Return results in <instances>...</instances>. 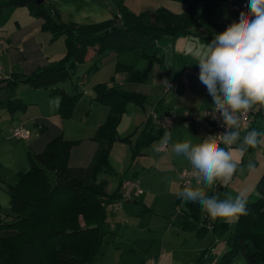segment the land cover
I'll use <instances>...</instances> for the list:
<instances>
[{
	"label": "crops",
	"instance_id": "0c3cea01",
	"mask_svg": "<svg viewBox=\"0 0 264 264\" xmlns=\"http://www.w3.org/2000/svg\"><path fill=\"white\" fill-rule=\"evenodd\" d=\"M49 1L55 3L59 0ZM112 1L115 7L117 4L122 3L128 8L124 0ZM150 1L153 10H145L149 13L159 7H164L178 14L183 12L186 7L185 3L179 0ZM3 9L4 6L0 4V39L4 38L7 41L6 47L0 46V168L9 167L13 169L14 176H17L14 183L6 182V180L0 177V190H5L7 185L15 184L18 174L29 169L30 162L27 166L24 163L25 155L27 154L28 156V152H41L48 141L59 134L65 139L78 140L70 149L68 165L71 167L87 166L97 148V143L92 138L93 134L97 125L105 119L109 111L108 105L100 103L97 100H89L91 90L87 88L82 93V98L87 99V101L89 100L90 115L84 122L74 124L66 129L65 120L58 118V107L50 104V101L55 100L57 96L52 95L48 88H33L24 82H18L14 89V94L11 96L6 82L12 80L13 75H28L34 69L55 61L57 56L63 53L64 46L63 42L59 41L61 39L52 40L50 39V34L38 32V28L43 22V19L40 18L35 19L28 27L22 28L20 24L16 23L18 29H7L8 25L6 23L8 21L5 15L4 19H2ZM229 21L230 23L234 21L230 12ZM196 23L201 24L200 22ZM208 27L210 28L209 25L201 24L200 29L202 30V34H200V37L211 39L210 42H207L209 44L218 32L210 30V33L207 34L206 28ZM191 32L192 28L188 34H191ZM187 41L188 37L186 35L165 40L161 48L164 53L163 61L161 63L151 62L163 72L161 79H154L141 70L143 73L141 81H128L125 72L116 71L115 65H112V69L110 70L112 78L107 82L105 81L109 85L115 84L121 86L127 91L139 92L145 95L146 99L142 105L133 102L126 104L117 130L121 137H127L128 140L116 141L110 148L108 158L114 174L100 173L97 179H104L106 181V192L112 193L117 189L119 192V182L121 179L135 177L139 181V186L143 181L141 187L144 189V192L122 201V207L120 206L115 210H109L105 204V218L102 225L104 232L92 264H112L110 259H115L117 255L120 258L123 255L133 257L138 252L141 253V256L137 258L145 263V258H147L151 244L154 242H149V247H147V251L145 252L147 254L144 255L142 249L135 243L137 237L140 238L142 235V225L143 227L155 226L156 229L160 230L159 234L161 235L158 243H156L157 251L148 256L149 264H155V258L158 259L157 264H161L163 261L167 264L169 262L182 264L188 255H194L195 264H201L202 262L203 264H208V260L202 255L203 251L209 245L213 246L216 240L221 239L224 242L223 236L214 230L213 224L223 222L231 226L237 220V218L231 220H211L207 212L204 213L198 203L196 204L200 206L199 214L195 218L189 210L186 201L181 200L177 196L179 192L178 188H173L174 183L175 186H181L177 172L179 169L187 166L189 162L183 156H177L172 151L171 144L186 140L191 141L193 144L203 141L197 131L196 124L193 121H187L183 112L185 110L192 111L193 109H202L213 105L212 97L208 94L206 86L200 82L199 78H192L187 84L183 83L180 79L186 67L198 66L197 62L200 52L196 53L194 46L192 50H186ZM94 52L93 47H88L85 56L87 62L93 58ZM115 55V52H108L104 59L114 60ZM81 65L77 69L75 78L72 79L78 88L80 86L84 87L85 83L89 81L88 75L84 72L85 69H82V76H78ZM152 68L155 72L158 70L155 67ZM12 97L16 98V101L11 104L7 103V99H11ZM58 98L60 97L58 96ZM258 109L259 106L252 110L251 127L249 130L256 129L259 131L258 129H260L264 131V127H260L262 121L259 119L261 115L258 114ZM153 110L156 111L158 116L175 110L173 125L167 128L160 127L151 116ZM18 125H22L28 131L27 137L17 138L12 136V129ZM165 131L171 133L172 141L165 150L156 152L153 150L152 145L154 142L160 140ZM144 132L149 138L139 148V154L133 157L132 146ZM244 135V131H241V138ZM237 146L233 145L232 147L236 148ZM249 153L252 155V151ZM239 155V152L233 151L234 160L238 161ZM258 156L259 153L256 158H253L255 168H257ZM262 169H264V163H262L260 169L253 170L252 190H244V181L240 180L234 188H228V185L221 186L216 183L214 187L210 189L206 188V193L208 196H216L222 192L227 197L232 194L233 190H237L236 195L244 194L246 202H248L250 201L249 195L255 190V185ZM236 173L232 181H235ZM162 174L165 175V178ZM167 176L169 181L166 180ZM154 177H157V179H154ZM113 180L114 183H111ZM111 184L112 187L108 188ZM157 184H161L162 187L166 188L167 192L170 191L173 194V204L178 201L182 202L179 204V208H176L179 211L174 218L178 222L183 223L181 229L173 228V223L167 224L165 227L161 226V223L158 222L152 224L153 218L151 217L143 220V216L157 213V200L162 193L155 190ZM190 186L199 187L200 184L193 183ZM107 211H109L108 214ZM6 215V219H10L14 214L7 213ZM191 220H194L196 223L190 222ZM198 223L201 224L199 225ZM192 229L194 231L191 232ZM193 232H195L196 237L193 235ZM208 236L213 240L205 242V238ZM213 247V254L217 257H220L227 249L225 242L222 254H216L215 246ZM161 253H164V256L159 257ZM120 263L123 264V262ZM232 264L248 263L242 253L239 252Z\"/></svg>",
	"mask_w": 264,
	"mask_h": 264
},
{
	"label": "trees",
	"instance_id": "16d2710c",
	"mask_svg": "<svg viewBox=\"0 0 264 264\" xmlns=\"http://www.w3.org/2000/svg\"><path fill=\"white\" fill-rule=\"evenodd\" d=\"M179 1L186 5L179 14L164 7L151 13H135L119 3L106 20L77 25L54 20L42 7L43 1L9 0L27 6L34 15H41L42 28L50 30L53 37L64 35L66 45L61 60L38 67L28 75H13L6 82L10 95L14 94L18 82L33 88H48L60 97V116L70 117L81 93H69L57 84L66 77L71 78L90 46L101 54L115 52L116 71L125 72L128 81H141L143 73L137 66L138 61L161 63L164 58L161 48L167 38L186 35L195 22L212 24L213 6L218 0ZM199 8L201 11L197 14ZM229 24L228 20L215 31L220 33ZM73 86L76 88V83ZM92 99L108 105L109 111L93 134L97 148L90 163L85 167L69 166L70 149L78 140L65 139L59 134L41 152H28L29 169L18 174L15 184L5 187L14 215L0 219V264L93 263L104 232L105 204L119 197L118 189L107 193L106 181L98 180L97 176L114 174L108 158L110 148L116 141L128 140L118 134L120 117L128 102L142 105L146 97L115 84L98 83ZM15 101L13 97L7 99L9 104ZM258 114L264 115V108H259ZM148 138L144 132L136 140L132 146L133 157L139 154V148ZM48 170L54 174L52 182ZM255 190L257 195L246 204L247 215L239 216L234 227L228 228L223 222L213 224L227 245L218 264H232L239 252L248 264H264V172ZM186 204L197 218L200 206ZM254 210L256 213H250ZM250 215L256 217V227L246 223Z\"/></svg>",
	"mask_w": 264,
	"mask_h": 264
},
{
	"label": "clouds",
	"instance_id": "9594fccd",
	"mask_svg": "<svg viewBox=\"0 0 264 264\" xmlns=\"http://www.w3.org/2000/svg\"><path fill=\"white\" fill-rule=\"evenodd\" d=\"M247 8L248 12L242 11L238 21L230 23L202 47L197 62L199 80L212 97L213 111L219 113L226 131L197 144L187 140L171 144L172 151L187 159L191 175L203 185L185 186L177 196L186 202L198 203L214 220L247 215L244 194L228 195L221 200L208 196L205 189L214 187L217 181L223 185L231 182L240 167L233 159V151L243 156L249 147L264 143V133L256 129L247 131L241 138L240 117L257 106L264 108V0H248ZM59 103L58 97L50 101L56 107ZM171 141V133L165 131L152 148L160 152ZM247 168L251 171L254 165L250 162Z\"/></svg>",
	"mask_w": 264,
	"mask_h": 264
},
{
	"label": "rangeland",
	"instance_id": "374dc122",
	"mask_svg": "<svg viewBox=\"0 0 264 264\" xmlns=\"http://www.w3.org/2000/svg\"><path fill=\"white\" fill-rule=\"evenodd\" d=\"M153 1V0H152ZM157 1V0H155ZM154 1V2H155ZM150 0H124V3L128 6V8H130L129 10H133L134 12H146L145 10H151L152 9V4H150ZM0 4H2V6H4V11H3V15H2V19H4V15L7 19V29L11 28L12 29H18L16 23L20 24L22 28L24 27H28L31 25V23L37 19L40 18L42 19L41 15H34L30 12V10L28 9L27 6H22V5H18V4H13L10 3L9 0H0ZM42 7L45 10H48V12L50 13V15L52 16V18L56 21H64V22H68V23H72V24H77V25H86V24H90V23H94V22H99V21H103L106 20L107 18L111 17V15L113 14V12H115L117 9L115 7V4L112 0H59L56 1L55 3L50 2L49 0H44L42 2ZM153 10V9H152ZM201 11V9L199 8L196 12L197 14ZM179 14V13H178ZM229 20V11L228 8L226 6L225 0H218L214 6H213V11H212V24L210 25V28H206L207 34H209L210 30H215L216 27L220 26L221 24L227 22ZM201 24L198 23H194L191 28H192V32L191 34H186V37H188V41L186 43V50L196 49V53L201 52L202 47L205 44H208L207 42H210L211 39H204L201 38L200 34H202V30L200 29ZM209 29V30H208ZM38 32L39 33H47L50 34V39L52 40H56V39H61L59 41L63 42V46H64V51L63 53H61L60 55L57 56V58L55 59V61H59L61 60V58H63V56L65 55L66 52V45H65V36L64 35H59L57 37H53L52 33L50 30L47 29H43L42 28V23L40 24L39 28H38ZM56 46V44H54ZM92 47V46H90ZM94 48V53L95 55L93 56L92 59H89L88 62L85 60V56L84 59L82 61L79 62L78 67L81 65V70L78 73V76L81 77L82 75V69L86 72V74L88 75V83H85V86H80L79 88L76 87L74 88V83L72 81L73 78H75L76 76V72L74 74H72L71 78L66 77L62 80H60L57 84V86L63 88L65 91L67 92H79L81 93L79 99L77 100L73 112L71 114L70 117L68 118H62L60 116V114L58 113V108H57V114H58V118L61 120H65L66 123V129H68L70 126L77 124V123H82L84 122L88 116L90 115V109L88 107V101L93 100L92 97L94 95V87L95 85H97L98 83H105V81L107 82L109 79H111L112 77V73H111V69H112V65L114 66L116 63V55L114 60L112 59H107L105 60L104 57L106 56V54H101L98 53ZM88 50V48H87ZM113 52V51H110ZM87 53V52H86ZM193 54V53H191ZM109 61H113V62H109ZM53 62V61H52ZM87 62V63H86ZM137 66L139 67L140 70H142L143 72L147 73L150 75V77L156 79L159 78L161 79V76L163 77V72H161L158 68H156L157 66H155V64H152L151 62H146V61H138ZM152 67L156 68V72L155 70H153ZM157 73V74H156ZM87 88H90L91 93H90V99L87 101V99L82 98V93L85 92V90ZM50 91V90H49ZM55 96H59L58 94H52ZM261 122L260 127H264V115H261L259 117ZM259 123V122H258ZM68 127V128H67ZM259 128V127H258ZM259 132L264 133V131H261L260 129H258ZM247 131H250L249 129H247L246 131H244V134L247 133ZM238 147V146H237ZM250 151H252V155L249 153ZM258 160H257V168H253L254 171H256V169H260L262 166V163H264V143H262L261 145H259L256 148H248L247 152H245L243 154V156H241V154L239 155V160L237 161L240 165V167L237 170L236 173V178L235 181H232L227 184L228 188H234V186H236V184L240 181L243 180L244 181V190H252L253 189V173L254 171L252 170L249 171V169L247 168V165L251 162L253 164V158H256V156L258 155ZM25 166H27V164H29V159L27 154L25 155ZM254 165V164H253ZM13 169L7 167V168H0V177H2L4 180H6V182L9 183H14L16 180V176H14V172L12 171ZM258 172V171H257ZM262 172H264V169H262ZM261 172V174H262ZM48 174V178L49 180L52 182L53 178H54V174L52 171L48 170L47 171ZM142 174V173H141ZM260 174V175H261ZM162 176L165 178V175L162 174ZM260 177V176H258ZM154 179H157V177H154ZM145 180V179H144ZM166 180L169 181L168 176L166 177ZM173 180V179H172ZM258 180V179H257ZM1 181V180H0ZM157 183L158 180H156ZM111 183H114L111 181ZM143 184V181L140 184V188L142 190V192H144V189L141 187ZM174 187L173 188H178L179 191H181L183 189L182 186L180 185H176L175 183L173 184ZM155 186V185H154ZM7 187V186H6ZM112 187V184L108 186V188ZM199 187H203L202 184H200ZM155 190L157 191H161V195H159V199L157 200V206L156 208L157 213L156 214H147L145 216H143V220L148 219V217L153 218V222L152 224H156V222L161 223V226L165 227L167 224H172L173 228H182L183 223L182 222H178L177 220H175V215L176 213H178L179 210L176 209L175 206L179 205L180 203H182L181 201H178L176 203H172L173 202V197H172V193H170V191L167 192L165 187H162L161 184H157L155 186ZM242 190V189H241ZM206 191V189H205ZM238 191L237 190H233L231 196H236V193ZM257 195V192L254 190L252 193H250L249 195V199L253 200L255 198V196ZM219 199L223 200L227 197H225L223 195L222 192H220L219 194L216 195ZM182 200V199H181ZM123 205V203H122ZM122 207V206H121ZM121 209V208H120ZM255 212H250V213H256V210H254ZM205 213V211H203ZM7 213L11 214L12 212V208L10 206V202H9V196L7 194V192L5 190H0V216L2 217L1 219H6L7 218ZM109 213V211H107V214ZM163 214V215H162ZM147 217V218H145ZM209 217V215H208ZM210 218V217H209ZM211 220H214L212 218H210ZM256 217L254 216H249V219H247L246 223L248 222L249 226H253L256 227ZM190 222L192 223H196L194 220H191ZM199 225L201 223H198ZM228 228H232L235 226L236 222L233 223V225L229 226L228 223H225ZM255 224V225H253ZM198 225V226H199ZM252 227V228H253ZM151 228V229H150ZM142 235L140 238L137 237V240L135 241V243L142 249L143 254H147L145 253L147 251V247H149V242L153 241L154 243L151 244V248L149 250V253L147 255V258H145V263L141 260H139V256H141V253L138 252L137 255H133L132 256H121L122 258L119 257V255L116 256L115 259L111 260L112 264H121L120 262H123V264H149V254H153L155 253L156 250V243H158V240L161 238V235L159 234V229H156L155 226H148V227H143L142 225ZM194 231V229L191 230V232ZM195 232H193V235ZM196 237V236H195ZM211 237H207L205 238V242H209L210 240H213ZM155 241H154V240ZM155 244V245H154ZM210 246V245H209ZM208 246V247H209ZM215 246V252L216 254H222L223 252V246H224V242L220 239V240H216L214 241V245ZM216 256V255H214ZM136 257V258H134ZM217 257V256H216ZM155 264H157L158 259L155 258ZM195 257L194 255H188L185 259L184 262L182 264H195ZM206 259V258H205ZM218 259L219 257H217V263L218 264ZM161 264H167L165 261H163ZM168 264H177V263H171L169 262ZM203 264V262L201 263ZM207 264V263H205Z\"/></svg>",
	"mask_w": 264,
	"mask_h": 264
},
{
	"label": "built area",
	"instance_id": "2783aa9c",
	"mask_svg": "<svg viewBox=\"0 0 264 264\" xmlns=\"http://www.w3.org/2000/svg\"><path fill=\"white\" fill-rule=\"evenodd\" d=\"M226 6L231 13L234 21L239 20L240 13L248 12L247 4L248 0H225ZM0 46L6 47L7 41L4 38L0 39ZM199 78V66L197 67H186L184 72L181 74L180 79L183 83L187 84L190 79ZM168 85H170L168 83ZM214 105L205 107L202 109L185 110L184 116L187 121H193L197 126V131L202 137V140L211 135H218L224 133L226 128L223 125L222 118L219 116L218 112H214ZM174 113L175 110H171L158 116L156 111L151 112L152 118L157 122L160 127L167 128L171 127L174 123ZM251 114L252 111L243 114L240 117L241 120V131H246L251 127ZM216 117L215 119L213 117ZM12 136L17 138H25L28 136V131L22 126L18 125L12 129ZM192 168L190 163L187 166L178 170V180L181 186H190L193 183H197V179L191 175ZM218 184L223 186V184L217 181ZM142 192L139 181L135 177L124 178L119 187V197L106 203V208L109 210H115L121 206L122 201L130 199L137 196ZM179 208V205L176 206ZM214 247L211 245L204 250L203 256L208 260V264H216L217 257L213 254ZM164 256L161 253L159 257Z\"/></svg>",
	"mask_w": 264,
	"mask_h": 264
},
{
	"label": "water",
	"instance_id": "95a60500",
	"mask_svg": "<svg viewBox=\"0 0 264 264\" xmlns=\"http://www.w3.org/2000/svg\"><path fill=\"white\" fill-rule=\"evenodd\" d=\"M38 3L42 2L43 0H36Z\"/></svg>",
	"mask_w": 264,
	"mask_h": 264
}]
</instances>
